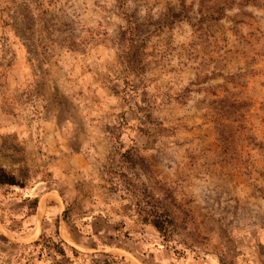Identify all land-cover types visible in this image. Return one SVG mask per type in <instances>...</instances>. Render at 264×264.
Masks as SVG:
<instances>
[{"label": "rangeland", "instance_id": "374dc122", "mask_svg": "<svg viewBox=\"0 0 264 264\" xmlns=\"http://www.w3.org/2000/svg\"><path fill=\"white\" fill-rule=\"evenodd\" d=\"M0 264H264V0H0Z\"/></svg>", "mask_w": 264, "mask_h": 264}, {"label": "trees", "instance_id": "16d2710c", "mask_svg": "<svg viewBox=\"0 0 264 264\" xmlns=\"http://www.w3.org/2000/svg\"><path fill=\"white\" fill-rule=\"evenodd\" d=\"M124 34L128 36L124 39L127 43V50L131 51L135 45V41L132 36L133 34H131V31ZM121 59L127 69L129 67L134 68L135 63L130 62L123 51ZM248 107L249 105L246 102H242L243 109L246 110ZM123 124L125 123H120L116 129L110 133L114 141V146L102 166V174L107 178V183L111 186L112 191L115 193L121 190H130V178H136L135 172L140 167L141 162V158L136 150L133 148L123 149L121 146L119 138ZM220 138H223V135H220ZM223 141H225V138ZM115 179L116 183H113V180L115 181ZM138 216L144 224L152 226L164 239H168L173 232V220L162 205L156 203H145L138 211ZM61 245H64L62 241H59L58 244H53V249L59 254H63Z\"/></svg>", "mask_w": 264, "mask_h": 264}]
</instances>
